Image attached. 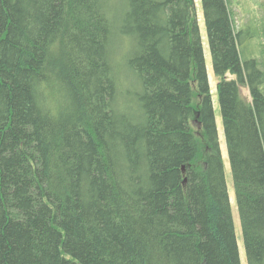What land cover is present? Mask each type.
<instances>
[{
    "label": "trees",
    "instance_id": "1",
    "mask_svg": "<svg viewBox=\"0 0 264 264\" xmlns=\"http://www.w3.org/2000/svg\"><path fill=\"white\" fill-rule=\"evenodd\" d=\"M229 1L201 0L246 260L264 264V69ZM195 11L0 0V264H241Z\"/></svg>",
    "mask_w": 264,
    "mask_h": 264
},
{
    "label": "rangeland",
    "instance_id": "2",
    "mask_svg": "<svg viewBox=\"0 0 264 264\" xmlns=\"http://www.w3.org/2000/svg\"><path fill=\"white\" fill-rule=\"evenodd\" d=\"M229 7L231 10V15L235 27L237 29L240 28L243 31L242 36L244 37V40L239 45L241 59L246 60L249 58H254L259 62L260 67L264 69V0H231L229 1ZM195 8H196L195 15L199 24L200 35L202 39L205 66L208 74L209 85L212 95V104L215 114L216 126L218 130L220 150H221V156L224 167V175L229 193V200L232 209V216L236 231L237 243L240 251L241 264H247L245 249L243 246L239 212L237 208L235 191L233 186L231 164H230L226 139L224 135L220 104L218 100V92H217L218 79L215 76L213 70L211 52L207 37V30L204 21V14H203L201 0H195ZM126 74H127V80H126L127 86L131 88H137L138 85L136 84L135 76L131 72H128ZM227 77L235 78V76L232 74H228ZM241 92L245 98L247 99L249 98V91L247 87L242 86Z\"/></svg>",
    "mask_w": 264,
    "mask_h": 264
}]
</instances>
